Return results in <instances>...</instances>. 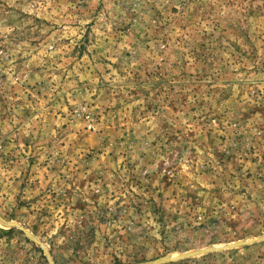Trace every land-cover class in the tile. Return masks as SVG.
Here are the masks:
<instances>
[{
    "label": "rangeland",
    "instance_id": "1",
    "mask_svg": "<svg viewBox=\"0 0 264 264\" xmlns=\"http://www.w3.org/2000/svg\"><path fill=\"white\" fill-rule=\"evenodd\" d=\"M166 257L264 264V0H0V264Z\"/></svg>",
    "mask_w": 264,
    "mask_h": 264
},
{
    "label": "water",
    "instance_id": "2",
    "mask_svg": "<svg viewBox=\"0 0 264 264\" xmlns=\"http://www.w3.org/2000/svg\"><path fill=\"white\" fill-rule=\"evenodd\" d=\"M188 256H190V255H183V256H181L180 258H185V257H188ZM171 260H173V259L170 258V257H166V258H162V259H160V260H157V261H155V262L146 263V264H164V263H167V262H169V261H171Z\"/></svg>",
    "mask_w": 264,
    "mask_h": 264
}]
</instances>
